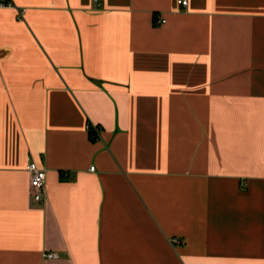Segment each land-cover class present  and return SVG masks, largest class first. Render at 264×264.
Segmentation results:
<instances>
[{"label": "crops", "instance_id": "0c3cea01", "mask_svg": "<svg viewBox=\"0 0 264 264\" xmlns=\"http://www.w3.org/2000/svg\"><path fill=\"white\" fill-rule=\"evenodd\" d=\"M12 1L0 264H264V0Z\"/></svg>", "mask_w": 264, "mask_h": 264}, {"label": "built area", "instance_id": "2783aa9c", "mask_svg": "<svg viewBox=\"0 0 264 264\" xmlns=\"http://www.w3.org/2000/svg\"><path fill=\"white\" fill-rule=\"evenodd\" d=\"M181 4L186 5V1H179ZM0 8H16L14 2L12 0H0ZM18 19H22L24 9L17 10ZM155 22L157 24L163 23V19H156ZM86 130L92 140H98L100 137V127L97 125H93L88 123L86 126ZM94 167H90L92 171ZM26 171L29 173V189L32 199L35 202H42L45 197V182H46V170L40 167L34 160L30 159L26 165ZM47 258H56L57 255L55 253H47Z\"/></svg>", "mask_w": 264, "mask_h": 264}]
</instances>
